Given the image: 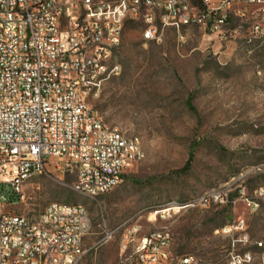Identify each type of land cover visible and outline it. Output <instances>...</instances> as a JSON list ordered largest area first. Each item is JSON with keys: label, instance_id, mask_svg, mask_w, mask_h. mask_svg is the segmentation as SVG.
I'll use <instances>...</instances> for the list:
<instances>
[{"label": "rangeland", "instance_id": "1", "mask_svg": "<svg viewBox=\"0 0 264 264\" xmlns=\"http://www.w3.org/2000/svg\"><path fill=\"white\" fill-rule=\"evenodd\" d=\"M258 23L257 33L250 18H232L218 34L192 27L182 41L165 30L158 42H145L142 26L126 23L115 53L120 74L92 106L108 128L139 140L143 158L112 192L92 200L72 190L74 168L53 161L23 184L21 201L7 211L34 219L52 203L83 207L90 231L78 264H129L131 229L136 237L167 232L173 258L227 264L230 251H250L252 264H264L261 251L236 243L243 236L264 242V200L254 195L264 188V22ZM190 154L188 173L174 175ZM212 195L226 196L227 204L174 207ZM167 206L174 208L167 217L153 215ZM240 221L244 227L236 230ZM226 227L231 232L223 234Z\"/></svg>", "mask_w": 264, "mask_h": 264}, {"label": "built area", "instance_id": "2", "mask_svg": "<svg viewBox=\"0 0 264 264\" xmlns=\"http://www.w3.org/2000/svg\"><path fill=\"white\" fill-rule=\"evenodd\" d=\"M232 18H250L257 33L264 0H0V264H78L85 254L90 224L83 207L52 203L34 219L7 211L28 179L53 161L55 168L65 163L75 170L72 190L92 200L112 192L143 158L139 140L108 128L92 106L120 74L115 53L125 24H140L145 42H158L165 30L182 41L192 27L221 33ZM254 195L264 200V188ZM211 202L227 204L226 196L174 207L207 209ZM243 227L240 221L235 229ZM137 231L128 233L129 264H196L172 257L167 232ZM236 243L264 254V242L243 236ZM253 261L250 251L227 255V264Z\"/></svg>", "mask_w": 264, "mask_h": 264}, {"label": "trees", "instance_id": "3", "mask_svg": "<svg viewBox=\"0 0 264 264\" xmlns=\"http://www.w3.org/2000/svg\"><path fill=\"white\" fill-rule=\"evenodd\" d=\"M193 158H192V154L189 155L188 157V160L186 161L185 165L183 166L182 169L174 172V175L178 176V177H181V176H185L189 169H190V166H191V162H192ZM14 199L12 198L11 201H13Z\"/></svg>", "mask_w": 264, "mask_h": 264}]
</instances>
